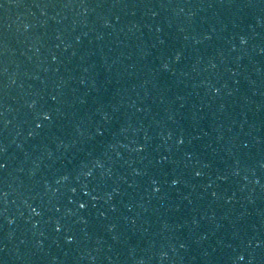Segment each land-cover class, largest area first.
I'll return each instance as SVG.
<instances>
[{"label":"water","instance_id":"obj_1","mask_svg":"<svg viewBox=\"0 0 264 264\" xmlns=\"http://www.w3.org/2000/svg\"><path fill=\"white\" fill-rule=\"evenodd\" d=\"M0 264H264V0H0Z\"/></svg>","mask_w":264,"mask_h":264},{"label":"snow or ice","instance_id":"obj_2","mask_svg":"<svg viewBox=\"0 0 264 264\" xmlns=\"http://www.w3.org/2000/svg\"><path fill=\"white\" fill-rule=\"evenodd\" d=\"M81 207H83V205H81Z\"/></svg>","mask_w":264,"mask_h":264}]
</instances>
